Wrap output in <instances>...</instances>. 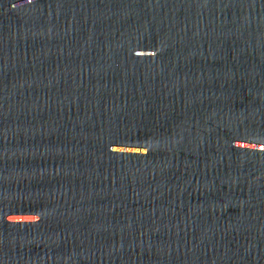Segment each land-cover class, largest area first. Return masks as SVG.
<instances>
[{"label": "water", "instance_id": "1", "mask_svg": "<svg viewBox=\"0 0 264 264\" xmlns=\"http://www.w3.org/2000/svg\"><path fill=\"white\" fill-rule=\"evenodd\" d=\"M0 264H264V0H0Z\"/></svg>", "mask_w": 264, "mask_h": 264}]
</instances>
